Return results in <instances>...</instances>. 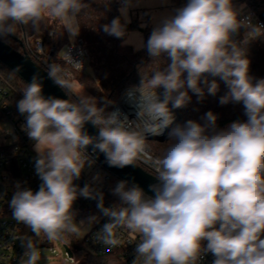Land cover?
Here are the masks:
<instances>
[{"label":"clouds","instance_id":"9594fccd","mask_svg":"<svg viewBox=\"0 0 264 264\" xmlns=\"http://www.w3.org/2000/svg\"><path fill=\"white\" fill-rule=\"evenodd\" d=\"M122 2L125 23L114 18L103 31L118 39L127 36L124 43H134L136 50L146 48L153 62L161 57L169 62L150 75L141 74L140 85L128 93L135 102V119L119 110L107 112L112 101L99 106L97 98L85 94L46 98L39 72L32 76L16 106L34 141L35 171L42 183L35 192L17 185L10 201L15 220L39 241L42 236L49 243L63 240L79 235L85 225L75 219V201L91 198L108 218L94 242L116 247L118 230L138 234L133 264H199L208 253L214 257L212 264H264V79L253 83L246 55L250 41L264 38V24L239 18L233 0H186L153 28L145 44L138 33L135 38L127 33L133 5ZM89 7L90 0H0V39L16 35L19 26L36 27L48 18L64 22L65 31L75 38L80 33L78 18ZM241 29L245 34L237 42L233 36ZM64 61L83 69L67 51ZM46 74L66 95L72 90L62 64L48 63ZM209 76L219 77L230 89L220 103L242 102L247 120L212 133L191 120L177 125L168 132L169 146L154 156L148 136L163 135L173 125L169 104L185 107L191 99L188 90L203 98L202 84L215 94L218 84ZM160 88L163 99L157 93ZM206 116L214 126L216 115ZM89 122L97 135L85 130ZM89 147L103 153L109 166L150 163L158 181L149 186L154 195L121 180L112 190L120 203L105 207L102 192L74 183L86 165L94 163ZM97 221L91 216L88 224ZM13 240L23 241L25 247L20 264H39L41 250L32 237Z\"/></svg>","mask_w":264,"mask_h":264},{"label":"trees","instance_id":"16d2710c","mask_svg":"<svg viewBox=\"0 0 264 264\" xmlns=\"http://www.w3.org/2000/svg\"><path fill=\"white\" fill-rule=\"evenodd\" d=\"M246 5L249 10L255 12L257 17L264 23V0H233L235 9ZM121 17L120 0H90V7L86 14L78 18L80 33L75 41L81 40L89 55V65L92 75L72 71L70 83L76 82L86 93L97 98L99 106H104L105 100L112 101L106 108L111 112L115 102L122 93L129 88H136L140 85L141 74L150 75L156 68H164L169 62L167 57H161L159 61L153 62L147 49L135 50L132 46L124 43V38H115L103 31V25L109 24L114 18ZM122 23H125L121 17ZM133 23H126L127 33L134 28ZM153 26L142 28L144 43L146 44ZM21 37L13 35L7 39H2L16 51L27 54L24 39L29 44L39 39L42 43L45 54L52 53L56 60L61 59L62 47L71 44L64 23L54 18L41 21L34 27L31 23L26 26H19ZM55 32V36L50 35ZM245 30L241 29L233 36L237 42L243 40ZM247 58L250 60L249 75L253 77V83L259 79H264V38H258L249 42L247 46ZM0 77L11 86L13 95L18 102L23 98V89L26 84L15 74L0 63ZM209 81L215 79L218 89L215 94L209 93L207 85H201L204 89V96L200 98L197 94L188 90L191 97L190 102L183 107L187 113L188 120L195 121L201 126H205L208 133L223 130L227 125L235 121H246L244 105L242 102L229 101L221 104L222 97L230 95V89L219 77H208ZM71 99H75V93L68 92ZM212 112L217 119L212 126L206 114ZM186 125V124H185ZM169 137L165 140H149L151 152L154 156H160L169 146ZM100 166L98 163H96ZM147 172L152 173L148 166L142 162L137 163ZM101 167V166H100ZM103 168V167H101ZM103 170H105L103 168ZM110 179L106 183L103 194L107 201L119 204V198L113 195L112 190L121 181L117 176L105 170ZM69 247L74 257V264H108V258L118 260L115 255L97 256L84 250L82 244L75 238H69Z\"/></svg>","mask_w":264,"mask_h":264},{"label":"built area","instance_id":"2783aa9c","mask_svg":"<svg viewBox=\"0 0 264 264\" xmlns=\"http://www.w3.org/2000/svg\"><path fill=\"white\" fill-rule=\"evenodd\" d=\"M122 4L123 2H120V5ZM245 17L251 19L253 23L264 24L252 10L248 9L245 12L239 13V18L243 19ZM24 42L27 55H29L35 63L43 67L46 71L48 63L56 61L62 64L67 73L66 78L69 81L72 79L71 70L78 73H84L87 69L89 55L81 40L67 45L60 60H56L52 53L45 54L43 52L42 43L39 39H37L33 45L29 44L26 39H24ZM66 51L74 60L83 63L82 70H76L71 64L65 63L64 55ZM134 88H129L125 90L124 93ZM121 99L122 98L114 104L113 111L117 110ZM16 105L17 101L12 93L11 86L0 77V264H20V259L25 252V247L23 241H14L13 236H30L37 242V246L40 247L39 238L35 237L32 232L31 234L24 233L23 223L15 220L13 210L10 207V201L15 191H17L18 184L21 188L31 189L35 192L39 190V185L42 183L35 171V160L38 154L33 148L34 141L27 136L26 131L24 130V125L26 124L25 115L19 113ZM173 126H175V124ZM173 126L166 129L163 135H149L148 140L149 137L160 138L168 135L169 130ZM90 158L94 163L90 166L86 165L85 169L82 171L80 179L74 181V183L81 188L85 185H91L94 191L103 193V189L109 181L110 175L103 170V168L98 166L96 164L97 162L91 156ZM141 162L144 163L143 161ZM144 164H146L151 170V174L155 175V171L151 164ZM91 173H94L96 177L92 176ZM97 204L98 200L96 199L78 197L73 206V209L76 212L75 218L79 221H84V226L88 224L89 217H98V221L91 224V228L84 238V246L94 255H115L120 264H133L135 245L140 239L138 234L127 230H118L117 235L120 239V244L116 247L105 246L101 243L94 242V234L108 221V218L103 216L102 212L97 207ZM104 205L105 207H111L116 204L107 201L104 196ZM41 240L48 243L43 236L41 237ZM65 246L69 247V240L65 242ZM213 259L214 257L211 253L205 254L199 264H212ZM74 263L75 257L73 252L72 256H69L66 251L62 264Z\"/></svg>","mask_w":264,"mask_h":264},{"label":"rangeland","instance_id":"374dc122","mask_svg":"<svg viewBox=\"0 0 264 264\" xmlns=\"http://www.w3.org/2000/svg\"><path fill=\"white\" fill-rule=\"evenodd\" d=\"M130 3L133 6L128 9L127 15H128V21L129 22H127V23H133L135 25V27L132 28L128 33L132 34L133 38H135L134 33H138L143 38V41H144V34L141 30L142 28H145L146 26H157L164 17L173 14L175 8L180 7L184 3H186V0H130ZM67 34H68V38H69L70 42H74L76 40V37L70 38L68 32H67ZM16 36L21 37L19 27L17 29ZM126 39H128L127 36L125 37V40ZM136 42H138V39ZM30 44L33 45V43H30ZM127 45H131L136 50L134 43H129ZM64 50H65V48L62 47V50H61L62 56L64 54ZM85 74L89 75V76L92 75V69L89 65V62L87 63V69L85 71ZM71 84H72V91L75 93V95L85 94V95L91 96L88 93H86L76 82H73ZM160 89H162V88H160ZM123 93L120 96V98H122ZM116 102H115V104H116ZM169 105H170V109L176 115V117H178V120H179L177 122V124H175V126H173V127H176L177 125H179L181 127L185 126V124L189 120H188V116H187V113L185 112L184 108L182 107V108L176 109V108H172L171 104H169ZM112 111H113V109H112ZM130 119H132V118H130ZM229 125H227L226 128ZM226 128H224V129H226ZM169 131H171V129ZM149 146H151V145H149ZM33 148H34V145H33ZM89 172H91V171H89ZM91 174H92V176H95L94 173H91ZM76 221H77V223L80 222L77 219H76ZM23 225H24V233L31 234L32 231L30 230V228H28L25 224H23ZM90 228H91V224H87L86 226H83L81 228L79 235H68L63 240H57V241L51 242V243H49V242L46 243L44 240H41L40 241V247H39L41 250V260L39 261V264H62V261L65 257V254H66L65 242H67V239H69V238H75L79 243L82 244V247L84 248V250L88 251L87 248L84 246V238L87 235ZM108 264H120V263L118 260H116L114 258H108Z\"/></svg>","mask_w":264,"mask_h":264},{"label":"water","instance_id":"95a60500","mask_svg":"<svg viewBox=\"0 0 264 264\" xmlns=\"http://www.w3.org/2000/svg\"><path fill=\"white\" fill-rule=\"evenodd\" d=\"M0 63L9 69L13 74H15L26 85L31 81L32 76L39 72L40 76L42 77L43 84L42 94L46 98L54 96L60 99H71L69 95H66L65 90L61 89L50 78L47 77L46 70L43 67L35 63L29 55L25 53L22 54L13 49L2 39H0ZM18 66L20 71L16 72L15 69ZM85 130L93 136L98 134V129L90 122L85 125ZM167 136L160 138L149 137V140H165ZM87 151L88 154L108 172L117 176L121 180L128 181L129 184H138L147 195H154V193L150 191L149 186L158 183L155 175L147 172L138 164H136V166H126L124 168L109 166L103 153H100L99 151L93 152L91 147H89ZM65 250L68 252L69 256H72V252L68 246H65Z\"/></svg>","mask_w":264,"mask_h":264},{"label":"bare ground","instance_id":"6f19581e","mask_svg":"<svg viewBox=\"0 0 264 264\" xmlns=\"http://www.w3.org/2000/svg\"><path fill=\"white\" fill-rule=\"evenodd\" d=\"M133 89H130L128 91H126L124 94H123V97L121 99V102L117 108V110H119L120 112L128 115L129 119L132 118V119H135L136 118V106H135V102L133 100H130L129 99V96H128V93L130 91H132ZM157 93L158 95H160V98L163 99V90L162 89H158L157 90ZM136 95L138 96L139 94L136 93ZM169 108H170V105H169ZM174 117H175V120H174V124H176L179 120H178V117H176V115L173 113ZM171 125V126H173ZM170 126V127H171ZM169 127V128H170Z\"/></svg>","mask_w":264,"mask_h":264},{"label":"crops","instance_id":"0c3cea01","mask_svg":"<svg viewBox=\"0 0 264 264\" xmlns=\"http://www.w3.org/2000/svg\"><path fill=\"white\" fill-rule=\"evenodd\" d=\"M120 2H122V0H120ZM123 6V4L122 5H120V7H122ZM244 8V9H243ZM239 13H242V12H245V11H247L248 10V8H247V6L246 5H243V6H241L240 8H238V9H236ZM153 27H155V26H153ZM75 42V41H74ZM71 43H73V42H71ZM131 46V45H130ZM61 57H62V55H61Z\"/></svg>","mask_w":264,"mask_h":264}]
</instances>
